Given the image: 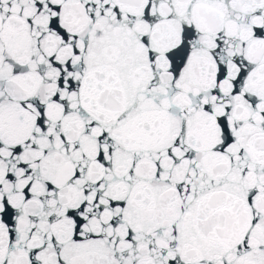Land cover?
<instances>
[{"label": "snow or ice", "instance_id": "snow-or-ice-1", "mask_svg": "<svg viewBox=\"0 0 264 264\" xmlns=\"http://www.w3.org/2000/svg\"><path fill=\"white\" fill-rule=\"evenodd\" d=\"M0 264H264V0H0Z\"/></svg>", "mask_w": 264, "mask_h": 264}]
</instances>
